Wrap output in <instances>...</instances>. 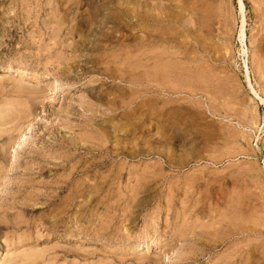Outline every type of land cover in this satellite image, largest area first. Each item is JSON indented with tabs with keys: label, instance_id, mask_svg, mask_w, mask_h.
<instances>
[{
	"label": "rangeland",
	"instance_id": "1",
	"mask_svg": "<svg viewBox=\"0 0 264 264\" xmlns=\"http://www.w3.org/2000/svg\"><path fill=\"white\" fill-rule=\"evenodd\" d=\"M0 264H264V0H0Z\"/></svg>",
	"mask_w": 264,
	"mask_h": 264
}]
</instances>
